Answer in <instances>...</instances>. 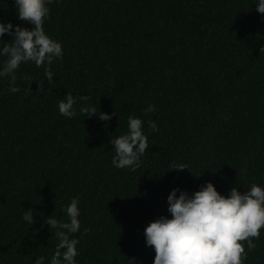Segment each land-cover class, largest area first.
Returning <instances> with one entry per match:
<instances>
[{
	"label": "trees",
	"instance_id": "16d2710c",
	"mask_svg": "<svg viewBox=\"0 0 264 264\" xmlns=\"http://www.w3.org/2000/svg\"><path fill=\"white\" fill-rule=\"evenodd\" d=\"M255 2L48 5L44 30L63 49L49 66L53 80L33 62L16 70V93L0 77V264L40 257L50 264L59 241L44 216L66 220L63 208L76 196V264H152L144 228L171 215V189L191 194L211 181L227 195L233 186L264 185V14ZM0 20L32 27L18 19L14 0H0ZM67 92L89 97L72 118L57 108ZM148 105L154 110L146 112ZM81 106L115 114L99 121ZM129 115L142 119L149 143L135 171L111 163L109 140L127 131ZM173 163L188 168L170 169ZM29 208L31 226L23 220ZM252 240L254 248L242 242L243 264H264V227Z\"/></svg>",
	"mask_w": 264,
	"mask_h": 264
},
{
	"label": "clouds",
	"instance_id": "9594fccd",
	"mask_svg": "<svg viewBox=\"0 0 264 264\" xmlns=\"http://www.w3.org/2000/svg\"><path fill=\"white\" fill-rule=\"evenodd\" d=\"M53 0H14L17 17L32 25L29 29L11 21L0 20V77H9V89L16 93V70L22 63L33 62L37 67L45 66L43 76L50 83L53 72L50 65L54 60L63 58L60 41L49 36L44 30V21L48 18L49 7ZM256 10L264 14V0H256ZM12 37L5 42L2 37ZM39 91L45 85L39 80ZM89 100L87 95H73L67 92L57 104L58 112L68 118L74 117L78 102ZM148 105L146 112L153 111ZM81 112L88 116L97 115L99 121H110L115 113L99 111L95 107L81 106ZM144 122L135 115L127 117V131L110 138L114 148L111 163L116 168L135 171L140 158L149 146L143 128ZM152 131H157L155 121H149ZM184 163H173L170 169H184ZM177 193H179L177 195ZM33 209L23 212V220L30 226L35 222ZM67 219L52 215L44 216V223L54 229L58 239L56 251L50 264H76L79 240L73 234L80 229L79 196L72 197L63 208ZM167 212L171 215H160L150 221L144 228L146 246L154 249L152 264H243L247 256L242 242L248 248H254L252 238L259 237L264 227V185L252 182L246 191L240 192L235 186L227 195L221 194L211 181L205 182L198 190L189 194L186 190L173 188L167 195ZM43 257L35 264H43Z\"/></svg>",
	"mask_w": 264,
	"mask_h": 264
}]
</instances>
